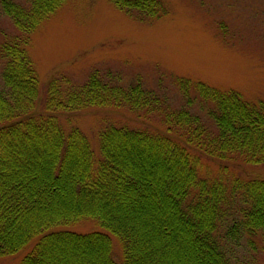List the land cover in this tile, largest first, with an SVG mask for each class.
<instances>
[{
	"label": "trees",
	"instance_id": "trees-1",
	"mask_svg": "<svg viewBox=\"0 0 264 264\" xmlns=\"http://www.w3.org/2000/svg\"><path fill=\"white\" fill-rule=\"evenodd\" d=\"M65 1H3L19 33L0 45L8 89L0 90V255L50 227L90 217L122 242V264H232L216 238L228 186L198 171L201 156L264 164V100L178 78L181 92L194 90L213 104L212 130L200 115L165 105L139 82L124 85L94 69L66 98L50 82L40 112L30 35ZM110 1L140 19L167 11L163 0ZM90 106L157 111L166 130L110 125L100 132L95 163L86 135L78 127L65 131L54 113ZM232 190L248 202L245 231L264 240V177L235 178ZM95 255L101 264H118L107 233L54 230L41 234L19 264H92Z\"/></svg>",
	"mask_w": 264,
	"mask_h": 264
},
{
	"label": "rangeland",
	"instance_id": "rangeland-1",
	"mask_svg": "<svg viewBox=\"0 0 264 264\" xmlns=\"http://www.w3.org/2000/svg\"><path fill=\"white\" fill-rule=\"evenodd\" d=\"M3 1L0 0V45L19 33L4 12ZM11 1L28 4V0ZM163 1L166 13L140 19L117 8L110 0H66L30 35L28 53L40 83L36 110L44 112L43 98L50 82H55L66 98L94 69L110 74L124 85L139 82L164 99L165 105L200 115L212 130L214 121L209 112L213 104L201 100L194 90L181 92L178 78L199 80L220 89L233 88L248 100H264V0ZM3 64L0 53V90L7 93L2 79ZM54 113L65 131L78 127L86 135L95 163L100 157V132L110 125L166 130L157 111L90 106ZM182 145L189 146L184 142ZM198 173L205 178L219 177L228 186L230 194L216 238L230 262L264 264L261 233L251 236L243 227L242 210L248 207V202L241 190H232L235 178L264 177V164L246 165L234 158L220 161L201 156ZM63 229L107 233L112 258L118 264L123 263L122 242L96 219L89 217L53 226L43 233ZM41 234L16 252L0 255V264H19ZM92 264H101L100 257L95 255Z\"/></svg>",
	"mask_w": 264,
	"mask_h": 264
}]
</instances>
